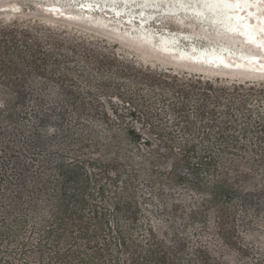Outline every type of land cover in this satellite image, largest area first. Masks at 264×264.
I'll list each match as a JSON object with an SVG mask.
<instances>
[{
  "label": "trees",
  "instance_id": "trees-1",
  "mask_svg": "<svg viewBox=\"0 0 264 264\" xmlns=\"http://www.w3.org/2000/svg\"><path fill=\"white\" fill-rule=\"evenodd\" d=\"M29 21L45 29L55 48L62 38L89 41L87 34L76 36L82 33L76 28L66 32V24ZM13 31L8 25L0 28V78L10 81L2 86L6 98L0 111L13 101L23 104L32 95L17 79L23 67L40 69L48 56L55 57L56 68L61 66L58 53L42 50L41 37L30 45ZM21 34L28 37L27 30ZM23 48L29 49L31 59L23 55ZM64 76L59 78L67 79ZM194 80L203 82L199 76ZM255 82L253 86L259 85ZM245 83L220 89L231 92ZM258 89L264 94V83ZM180 92L188 97L185 90ZM76 93L69 87L66 92L80 110L85 107L84 97ZM200 96V115L210 113L211 122H223L234 128V134L187 135L179 147L173 136H162L157 147L150 148L157 154L152 156L155 162L136 154L135 145L140 148L144 140L149 146L152 140L134 129L105 133L82 119L44 127L48 114L39 111L38 127L24 152L13 149L15 139L0 147V264H216L221 245L228 251L245 252L244 233L264 228V147L245 148L239 134L246 143L264 144V110L248 99L237 103L233 98L229 109L235 112L220 113L237 117L220 122L216 109L206 111L211 95ZM210 103L224 104L220 96ZM186 106L184 101L172 103L179 114ZM66 115L63 109L60 118ZM214 143L221 148L213 149ZM136 156L142 170L134 167ZM122 158L132 167L126 179L118 163ZM166 159L170 165L160 168ZM141 177L151 178L158 186L166 187L164 181L173 179L181 185L174 195L162 187L155 197L159 204L146 198L142 206L136 186ZM151 204L154 212L148 209ZM149 212L160 217L152 219ZM226 257L224 264H234L235 255Z\"/></svg>",
  "mask_w": 264,
  "mask_h": 264
},
{
  "label": "rangeland",
  "instance_id": "rangeland-1",
  "mask_svg": "<svg viewBox=\"0 0 264 264\" xmlns=\"http://www.w3.org/2000/svg\"><path fill=\"white\" fill-rule=\"evenodd\" d=\"M35 2L34 0H7L8 5L19 4L20 8L18 11H0V28L8 25L9 29L14 30L11 34H14L18 39H26L25 43L30 45L37 37H41L42 50L46 53L56 52V55L58 53L57 57L61 60V66L56 68L53 63L55 57L52 56L51 60V56H48L42 68L35 70V68L23 67L21 73H17V79L29 89L32 95L26 99L25 103L13 101L5 107V111H0V147L8 139H15L18 143L13 145V149L24 152L27 139L34 137V130L38 127L36 115L40 114L39 111H45L48 116L43 124L44 127L56 123L65 126L69 125L71 121L74 123L75 120L82 119L86 125L105 133L119 131L125 134L134 129L136 133L152 140V144L149 146L144 144V140L141 141L140 148H137L139 145H135L136 154L138 156L143 154L155 162L156 158H152V156L155 157L157 154L155 155L150 148L151 146L157 147L162 136H173L175 145L179 147L184 136L187 135L215 134L217 132L234 134V128L224 125L221 119H232L237 115L228 117V114L220 113L222 111L235 112L234 109H229V100L233 98L237 103L248 99L249 103H253V105L255 103L258 110H264V94L257 93L258 88H262L264 78L232 77L226 74H204V72L201 74L196 69L144 53L134 46L111 39L89 27L71 22V20L53 17L39 10ZM153 13H151L152 16L159 17L161 12ZM32 18L66 24L67 27L64 30L69 34L76 28L82 32L76 33V36L83 37L86 36L84 34H87L89 41L86 38L83 40L62 38L60 39L61 45L55 48L51 37L43 31L45 29L38 23L34 24L29 21ZM162 25L170 28L179 26L172 18H166ZM44 26L49 25L44 23ZM70 27H73L74 30ZM23 30L28 31V37L21 34ZM62 36L67 37L65 34ZM24 51L23 55L28 60L31 59L29 49H24ZM67 67H71V69ZM64 75L67 76V79L61 80L59 77H65ZM190 76H193L192 79L189 78ZM195 76L202 78L203 82H195ZM254 81L259 85L253 86ZM8 82L10 81L0 78V106L6 98L3 94V85ZM244 82H246L245 85L231 91L232 93L229 90L220 89L224 85L230 87V83L241 84ZM68 87L84 97L85 107L78 110L72 98L66 94ZM31 89L34 91L32 92ZM181 89L187 92V98L181 94ZM203 92L211 95V100L220 96L224 102L222 105L214 106L215 104L210 103V100L209 108L206 109V111H211L212 108L216 109L218 120L222 124L211 122L210 113H206L205 117L200 115L198 107L202 102L200 93ZM35 97L41 101L37 102ZM256 99L258 101H255ZM177 101L187 103L181 114L172 109V103ZM63 109L67 111V115L60 118ZM239 139L245 148L264 147V144L246 143L241 139L240 134ZM212 147L220 149L221 145L214 143ZM158 149L162 151L163 147H158ZM136 158L138 163H134V167L137 170H142L141 159L137 156ZM118 161L120 172L126 179L125 174L132 169L131 164L124 158ZM170 162V159H166L160 164L162 165L160 168H167ZM141 178L136 182V186L139 189L140 197L138 199L142 202V206H145L146 198L159 204L155 197L159 196L163 186L156 185L150 180L151 178ZM169 183H171L170 188ZM164 184L166 187L163 188L167 189L169 195L177 194L178 191L174 189L181 185L175 179L169 182L165 180ZM148 209L153 212L155 210L152 204ZM153 212L148 213L152 219L160 217V215L154 216ZM244 237L243 246L247 247L245 252L228 251V247L225 248L224 245H221L222 255L217 257L216 264H224L225 257L230 253L235 255L234 264H264V228L254 227L244 233ZM226 260H228L227 257Z\"/></svg>",
  "mask_w": 264,
  "mask_h": 264
},
{
  "label": "bare ground",
  "instance_id": "bare-ground-1",
  "mask_svg": "<svg viewBox=\"0 0 264 264\" xmlns=\"http://www.w3.org/2000/svg\"><path fill=\"white\" fill-rule=\"evenodd\" d=\"M71 1L74 2V8L66 11L67 13L87 16L91 21L101 23V25L111 31H119L120 25L123 23L124 32L121 34L130 35V37L134 35L133 37H136V39L148 43L152 47H158L167 55V61L171 63L187 66L201 73L204 72V74L213 73L226 74L232 77L264 78V72H257L264 71V0ZM81 5L87 8H80ZM6 6L9 8H16L15 5L10 6L6 4ZM43 7L59 8L62 6L59 2L50 1L43 3ZM18 10L19 9H16L14 11ZM165 10L172 11L176 14L178 13L179 15H176L177 17L180 15H195L197 17L196 19L187 17L188 20H186L187 23H190L189 28L191 26L193 31H195H190L189 28L183 29V27L180 26H177L178 28H170L166 25L145 23L147 19L155 14L153 12ZM113 12L116 13L118 17L112 16ZM151 13L153 14L151 15ZM113 18H117V20L112 21ZM126 19L130 22H125L124 20ZM156 19L159 20V18ZM202 21H205L206 24L213 25L216 32L221 29L232 33V37L237 38L235 39L237 46L229 45L227 39L217 36L216 34H212L211 36L217 37L220 41L207 36L209 41L205 44L196 43L195 41L186 42L180 38V35L189 37L195 32L199 35H203L202 33L206 32V24ZM128 45L134 46L131 44ZM135 48L142 50L144 53L162 58L146 49ZM209 58H213L215 63H218V61L222 59V61L229 66L230 70L235 69L237 73H227L223 70L210 72L201 68L189 66V62H194L195 60L199 61V59L200 61L201 59L207 61ZM218 66L220 67L221 65L215 67ZM258 73L259 75H255Z\"/></svg>",
  "mask_w": 264,
  "mask_h": 264
},
{
  "label": "water",
  "instance_id": "water-1",
  "mask_svg": "<svg viewBox=\"0 0 264 264\" xmlns=\"http://www.w3.org/2000/svg\"><path fill=\"white\" fill-rule=\"evenodd\" d=\"M6 1L7 0H0V11L16 10V9L20 8L19 4L15 5L16 8H9L6 6V4H7ZM34 1H36L35 3H37L39 10H41L42 12L47 13L53 17L56 16L57 18L58 17L60 18L61 16H63L64 18H67V19H63V20H71V22H76L80 25L89 27L93 30L98 31L99 33H102L104 36H108L111 39H115V40L120 41V42L128 43V44L134 45L135 47H138L141 49L142 48L146 49L149 52H152L156 55H159L162 58H165L167 60V55L163 51H161L158 47H154V46L152 47L148 43H144L143 41L136 39V37H133L134 36L133 34H132L133 35L132 37H130V35L121 34L122 32H124V24L123 23L120 25L119 31L118 30L111 31V30L106 29L103 25H101V23L91 21L90 18H88L87 16L73 15V14L67 13L66 11H69V10L74 8V2L71 0H34ZM50 1L59 2L62 7H59V8L43 7V3L50 2ZM82 7L84 9L87 8L84 5L80 6V8H82ZM160 12L161 13L159 14V17L158 16H156V17L151 16L149 19L146 20L145 23L146 24L162 25L166 18H172V19H174V21L177 24H179L180 27H183V29H188L190 23H187V21H186V20H188L187 17L193 18V19L197 18L195 15H190V16L180 15L177 17L176 15H179L178 13L176 14V13H173L172 11H168V10L160 11ZM108 16H109V14H108ZM112 16H117V15H116V13L113 12ZM156 18H159V20H157ZM116 20H117V18H113L112 21H116ZM124 21L130 22L127 19ZM202 22H205V21H202ZM205 24H206V22H205ZM190 28H191V26H190ZM190 28H189V30L193 31V28H191V29ZM205 28H206V32L202 33L203 35H199V34H197V32H195L196 34L194 33L193 35H191L189 37L184 36V35H180V38L186 42L187 41H195L196 43L205 44V43H207V41H209L207 36L213 37L211 35L216 34L217 36H220L222 38L227 39L229 45L237 46V42L235 40L237 38L232 37V33H229L228 31H223L221 29L216 32V30L213 28V25H211V24H206ZM213 38L216 39L217 41H220V39H218L215 36ZM220 60L221 61H218V63H215L213 58H209L207 61H205L204 59H201L202 62L199 59V61L195 60L194 62H189V66H192L195 68H201V69H204V70H207L210 72H213V71L218 72L219 70L220 71L223 70V71H226L227 73H230V72H236L237 73V71L235 69L230 70L229 66H227L222 61V59H220ZM213 64H215V65H213ZM217 65H221V66L215 67ZM257 72L261 73L264 71H257ZM259 73L255 74V75H259Z\"/></svg>",
  "mask_w": 264,
  "mask_h": 264
}]
</instances>
